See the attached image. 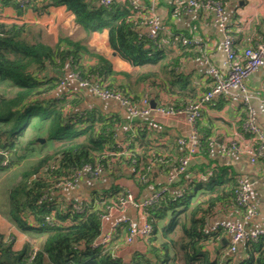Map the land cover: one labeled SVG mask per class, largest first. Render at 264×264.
Wrapping results in <instances>:
<instances>
[{
    "label": "crops",
    "instance_id": "0c3cea01",
    "mask_svg": "<svg viewBox=\"0 0 264 264\" xmlns=\"http://www.w3.org/2000/svg\"><path fill=\"white\" fill-rule=\"evenodd\" d=\"M172 1H123L127 2L133 11V31L138 42L148 40L147 35L154 32L153 24L145 21L147 18L154 17L160 24L157 39L152 42L157 49L165 53L166 58L142 67L133 65L110 46L107 29L87 34L75 22L74 14L64 5H50L42 9L44 5L42 0H37L39 10L25 6L18 11L10 0L0 8V22L24 25L26 36L31 38L29 40L40 41L51 47H55L63 38L78 42L81 48L74 53L75 71L70 66L71 59L59 62L55 66H47L46 72L49 78L55 79V87L41 96V106L46 108L52 103V99H57L62 106L65 104L63 107L65 113L71 109L72 112H80L79 116H82L83 112H88L97 113L98 116L107 119L114 117L118 120L117 123L115 121L114 128L116 146L120 149L132 146L136 153L148 154L143 157L144 162L139 170L130 165L129 159L112 163L105 175L98 180L81 176L74 187L51 191L55 199L65 204L88 201L95 193L101 191L111 193L112 185L129 191L140 200L162 186H167L164 198L171 201L176 200L179 193L188 192L194 196L190 208L199 204L193 213L195 217L203 219L205 225L202 232L204 234L217 232L216 239L204 242L202 249L209 252L212 258L217 257L220 262L231 258L235 263L245 257L244 242H237L235 250L231 251L230 234L222 232L221 229L207 233L205 231L206 228L219 223H243L248 229L264 228V160L257 159L252 163L245 154H226L221 151V147L231 140L241 147L251 145L250 136L243 130L248 111L256 126L264 134L262 93L264 65L246 79V86L251 92L247 102L244 100L243 92L234 88L214 95L204 104L197 120V134L194 140L191 139L192 133L186 116L165 117L151 112L131 119L117 100L103 99L95 95L89 86H82L77 79L79 76L87 78L91 83L99 82L107 89L118 91L134 100L145 96L151 107H181L196 101L207 92L213 83L211 69L215 68L220 74L227 71L222 46L223 29L215 22L210 12L203 9L194 13L173 10ZM91 2L93 5L98 4V0ZM130 2L136 5L137 9H133ZM223 17L225 27L232 36L235 50L240 57L244 49L264 41V0H225ZM60 47L68 49L69 46L60 44ZM99 58L106 62L109 68L107 73ZM97 67L100 68L96 70ZM11 89L14 95L18 91V87L10 82L0 81V92L7 93ZM7 96L13 97L11 95L5 97ZM39 116L35 114L24 125L23 134L18 138V146L14 148V153L12 151L7 153L11 160L9 165L0 168V234L5 240L11 239L14 251H20L25 245L39 250L46 238V232L21 229L15 224L11 219L10 190L16 188L20 197L21 188H28L34 177L39 175V169L31 171L33 166L46 156L52 155L49 159H55L58 155L54 153L66 139H59L57 134L50 138L48 120L40 121ZM71 119L73 129L66 131H71L72 136L69 138L82 140L84 136H77L74 131L81 130L84 124L75 117ZM132 123L137 125L134 136H131ZM59 130L61 132V129ZM178 139L183 140V143L178 144ZM193 144L198 145L197 151L190 154L185 171L173 178L176 161L180 156L188 154ZM218 168L225 169L230 175L242 177L249 184V202L254 207V213L249 220H243L244 210L232 202L231 205L216 202L210 209V199L216 198L217 194L206 193L208 189L193 191L195 183L206 182L212 176L213 170L216 171ZM139 173L144 174L145 180L138 178ZM227 173L221 182H224ZM217 181L215 184L218 186L215 190L223 189L224 184ZM165 206L164 204L165 211L162 213L161 206L157 208V205L151 212L152 216L148 220L154 226V235L149 243L141 237L126 243L125 224L111 231V224L119 218H128L140 225L142 223L140 210L127 207L115 210L101 219V237L105 232H111L112 238L108 244L111 253L124 264H131L134 258L140 256L151 258L153 264H158L151 249H156L162 256L160 244H167L168 261L182 264L181 252L169 243L170 237L176 241L182 236V232L179 227L172 231L166 228L173 216V210H166ZM23 216L29 226L37 221L30 211H25Z\"/></svg>",
    "mask_w": 264,
    "mask_h": 264
},
{
    "label": "trees",
    "instance_id": "16d2710c",
    "mask_svg": "<svg viewBox=\"0 0 264 264\" xmlns=\"http://www.w3.org/2000/svg\"><path fill=\"white\" fill-rule=\"evenodd\" d=\"M9 1L1 0L0 8ZM11 1L20 11L19 1ZM42 3L44 4L42 9L50 5L66 6L74 14L75 22L87 34L107 29L110 46L135 66L154 64L166 58L165 53L157 49L152 41L138 42L135 39L133 11L127 2H113L107 7L93 5L91 0H42ZM36 4L37 0H29L26 6L39 10L40 7ZM25 32L24 25L0 22V81H8L18 87V91L13 97L0 96V151L6 154L9 151L14 153V148L18 146V138L23 134L24 126L22 129L21 126L24 123L27 124L35 114L40 115V121L48 120L50 138H54V134H57L59 139H66L54 153L58 156L54 159L56 169L52 174L36 175L28 188H21L20 197H18L19 193L16 188H12L9 193L11 219L21 229L45 231L46 238L43 245L30 258L31 247L25 245L20 251H14L11 239L5 240L0 234V264H124L118 258L112 257L110 251L103 252L100 248L92 249L90 247L101 233L100 210L88 209L83 213H76L66 208L63 202L59 203L51 194V188L58 177L67 176L83 163L94 164L97 162L111 167L112 163L130 160L125 155L114 157V154L120 151L114 142V128L118 120L114 117L107 119L98 116L97 113L88 112H83L82 116H79L80 112H72L71 109L65 113L63 112L65 104L62 106L60 100L57 99H52V103L46 108L42 107L41 96L55 87V79L49 78L46 72L47 66H55L59 62L71 59L70 66L75 71L76 57L74 53L81 46L78 42L63 38L59 43L68 45V49L61 48L59 43V45L51 47L40 41L28 40ZM99 59L107 73L109 68L106 66V62L102 58ZM99 68L97 67L96 70ZM103 73L100 74L103 75ZM142 76L145 75L142 74ZM32 97L34 100H30ZM70 102L74 106V103ZM73 117L84 124L81 130L74 131L75 135L84 136L82 140L69 138L72 136L73 124L70 120ZM69 130L71 131L66 132ZM126 149H129L128 153L141 163L144 162L143 157L148 156L146 153H136L132 146H127ZM102 152L111 155L101 156ZM51 156L39 160L31 171L35 172L44 166ZM2 159L0 156V168L6 167L11 161L7 157V163L3 166L1 165ZM225 173H227L225 169L218 168L216 171L213 170L212 176L206 182L199 181L194 184L193 191L208 189L206 193L217 194L216 198L210 199V209L216 202L226 205H231V202L234 204L236 176L227 173L226 179L221 182ZM216 181L224 184L223 189L215 190V187L218 186L215 184ZM111 188L113 189L111 193L101 191L100 194L113 197L120 192V189L113 185ZM43 196L45 198H41ZM192 196L188 192H184L174 201L163 198L157 205V208L161 206L160 213L165 211L163 210L164 204L166 210H173V216L166 228L172 231L179 227L182 232V236L176 241L172 237L169 238V243L181 252L182 264H264V239L261 238L256 242L245 241L243 243L245 257L235 263L231 258L220 262L217 257L212 258L209 252L203 250V243L216 239L217 232L210 234L202 232V227L205 225L203 219L195 217L193 213L198 209L199 204L190 208ZM206 210L209 211L208 208ZM25 211L32 213L37 220H35L36 223L30 226L26 223L23 216ZM152 211L153 209L149 211V217L152 216ZM187 212L190 214L188 215ZM48 216H52L61 225L50 226L44 223V219ZM62 223L67 225H62ZM160 246L163 250L162 256L156 249H151L157 263L175 264L170 263L167 259L168 245L160 244ZM131 264H153V261L151 258L140 256L134 258Z\"/></svg>",
    "mask_w": 264,
    "mask_h": 264
},
{
    "label": "built area",
    "instance_id": "2783aa9c",
    "mask_svg": "<svg viewBox=\"0 0 264 264\" xmlns=\"http://www.w3.org/2000/svg\"><path fill=\"white\" fill-rule=\"evenodd\" d=\"M20 8L23 9L29 0H18ZM123 2L124 0H98V4L101 6H109L113 2ZM1 2V0H0ZM224 2L225 0H173L171 8L177 11L184 12H197L200 9L206 10L211 13L212 18L215 22L223 29V51L226 56L227 71L225 74H220L215 68L211 69V74L213 75V83L210 89L202 94L196 101L191 102L187 105L176 107V106H156L151 107L147 100V97H142L139 100H134L127 95H124L118 91L109 90L104 87L99 82L91 83L87 78H81L77 74V79L82 86H89L92 92L103 98V99H113L117 100L126 110L127 114L131 119L139 116L148 115L151 112L158 113L165 117L183 115L186 116L187 123L191 129V139L194 140L197 134V120L201 115V109L204 104L216 94L228 92L231 89L237 88L244 94V100L247 102L251 96L246 86V79L250 74L255 72L257 69L264 65V41L256 44L254 47H249L243 50L242 57L238 55L235 50L233 43V38L227 31L224 23ZM133 9H137V6L130 2ZM148 23H152L154 27V32L149 33L147 38L149 41L155 42L157 39L158 31L161 29L158 20L154 17L147 18L145 20ZM141 42V41H140ZM154 44V43H153ZM263 99H264V85L262 87ZM135 123L130 125L131 136L135 135L136 127ZM243 130L246 134L250 136L252 141L251 145L241 147L237 142L231 140L228 144L221 147V151L229 153H242L249 157L250 162L254 163L257 159L264 160V134L259 130V128L254 123V119L251 113L248 111L247 117L243 123ZM178 144H182L183 140L178 139ZM198 145H192L189 149L188 154H184L178 158L176 164L173 167V178L183 173L187 167L190 154L197 151ZM241 147V148H240ZM127 148V147H126ZM126 148H121L119 152L114 154V157L118 158L121 155H126L130 158L129 163L132 167L139 170L142 167V163L137 161L136 158L132 157ZM124 149V150H123ZM110 153L102 152L101 156H106ZM111 155V154H110ZM0 156H2L1 165L5 166L7 163L8 155L0 151ZM56 169V161L54 159L49 160L44 166L40 167L38 170L39 174L49 175ZM108 167L102 163L95 162L83 163L77 169H74L67 176L58 177L54 186H52V191H56L62 188L74 187L81 176H87L92 180H98L100 177L105 175ZM138 178L140 180H145L144 174L139 173ZM167 194V186L159 187L150 196L140 200L135 198L129 191L120 189L114 197H106L98 193L88 201H82L79 203L71 202L64 203L65 207L74 211L76 213H83L85 210H100L99 220L108 216L115 210L125 209L127 207H132L140 210L142 214V223L137 225L132 220L128 218H119L111 224V231H115L117 227L121 224L127 226V233L124 238L126 243L132 242L135 238L141 237L149 243L154 235V228L149 219V211L153 209ZM249 184L244 181L242 177L236 176L234 183V204L236 207L244 210L243 220L247 221L254 213V207L249 202ZM179 197L181 193L178 194ZM45 198V196L41 197ZM61 203V200H59ZM53 216V215H52ZM52 216H48L44 219V223L47 225H61V223L56 222ZM62 225H67L62 223ZM221 229L222 232H227L231 236V241L229 249L231 251L235 250L236 243L239 241H252L264 239V228H246L243 223H219L215 226L206 228V233L208 231H216ZM111 232H105L101 237V234L91 243L90 247L92 249H101L103 252L109 250V240L111 239ZM37 249L32 248L30 258L34 256ZM110 254L115 257L113 253ZM71 264V263H69Z\"/></svg>",
    "mask_w": 264,
    "mask_h": 264
},
{
    "label": "rangeland",
    "instance_id": "374dc122",
    "mask_svg": "<svg viewBox=\"0 0 264 264\" xmlns=\"http://www.w3.org/2000/svg\"><path fill=\"white\" fill-rule=\"evenodd\" d=\"M6 24H7V23H6ZM26 38L29 40L30 37H29V36H26ZM30 39H31V38H30ZM12 92H13L12 89H11L10 91H8L7 93H5V92L2 93V92H0V96H6V95L14 96V94H13L14 92H13V93H12ZM12 94H13V95H12ZM7 98H9V96H7ZM24 125H25V123L21 126V129L23 128ZM21 129H20V130H21Z\"/></svg>",
    "mask_w": 264,
    "mask_h": 264
},
{
    "label": "water",
    "instance_id": "95a60500",
    "mask_svg": "<svg viewBox=\"0 0 264 264\" xmlns=\"http://www.w3.org/2000/svg\"><path fill=\"white\" fill-rule=\"evenodd\" d=\"M153 107V106H152Z\"/></svg>",
    "mask_w": 264,
    "mask_h": 264
}]
</instances>
